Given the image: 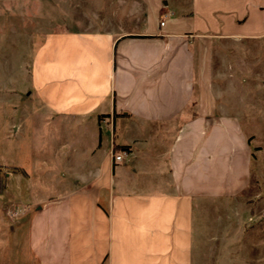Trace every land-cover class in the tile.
I'll list each match as a JSON object with an SVG mask.
<instances>
[{"label":"crops","instance_id":"crops-1","mask_svg":"<svg viewBox=\"0 0 264 264\" xmlns=\"http://www.w3.org/2000/svg\"><path fill=\"white\" fill-rule=\"evenodd\" d=\"M41 32L30 64L31 117L47 113L94 136L114 134L120 119L145 126L134 136L174 123L175 138L163 160L167 177L149 186L116 184L117 173L125 178L132 165L136 174L144 163L132 142L117 145L128 150L115 162L113 141L93 171L34 201L26 223L35 262L194 264L197 200L233 198L252 182L237 110L251 82L264 88V0H0V39ZM21 165L3 175L17 190L29 182Z\"/></svg>","mask_w":264,"mask_h":264},{"label":"rangeland","instance_id":"rangeland-1","mask_svg":"<svg viewBox=\"0 0 264 264\" xmlns=\"http://www.w3.org/2000/svg\"><path fill=\"white\" fill-rule=\"evenodd\" d=\"M41 5L40 15L47 19V3ZM17 13L16 8L9 13L13 27ZM49 26L48 20L44 21L42 32ZM41 33L33 40L27 36L17 39L15 35L0 39V264H37L27 243L26 221L34 211L31 204L54 195L59 188L71 186L76 174L86 176L87 170L93 171L113 141L116 146L135 143V155L144 163L136 174L131 171L132 165L127 167L129 175L125 178L117 173L116 184L131 181L133 186H149L152 181L167 177L163 160L175 138L174 123L149 125L146 127L152 133L134 136L145 126L120 119L114 134L103 129L101 135L97 130L94 136V132L83 134L80 129L59 126L47 113L42 112L38 119L31 117L33 105L27 96L31 90L30 64L35 46L42 41ZM247 94L248 99L239 104L237 111L242 113L241 121L250 141L252 182L244 194L233 198L197 200L194 264H264V88L251 82ZM111 151L123 153L119 149ZM13 165L30 171L29 182L18 186L21 190H17L16 183L7 185L3 176L12 173L9 167ZM20 220L25 225L18 233L9 229Z\"/></svg>","mask_w":264,"mask_h":264},{"label":"built area","instance_id":"built-area-1","mask_svg":"<svg viewBox=\"0 0 264 264\" xmlns=\"http://www.w3.org/2000/svg\"><path fill=\"white\" fill-rule=\"evenodd\" d=\"M164 21H165V16H162L160 19V26L164 25ZM122 154H114L113 151L110 152L111 158L115 161V162H120L123 159V156H125L124 151H122Z\"/></svg>","mask_w":264,"mask_h":264},{"label":"trees","instance_id":"trees-1","mask_svg":"<svg viewBox=\"0 0 264 264\" xmlns=\"http://www.w3.org/2000/svg\"><path fill=\"white\" fill-rule=\"evenodd\" d=\"M117 149H119V150H122V151H124V152H127V150H128V148L127 147H124V146H114L113 147V150L114 151H117Z\"/></svg>","mask_w":264,"mask_h":264}]
</instances>
